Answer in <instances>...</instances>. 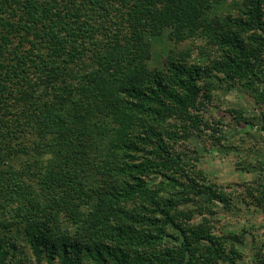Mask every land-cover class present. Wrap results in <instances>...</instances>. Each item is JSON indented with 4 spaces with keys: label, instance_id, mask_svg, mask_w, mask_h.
Masks as SVG:
<instances>
[{
    "label": "trees",
    "instance_id": "1",
    "mask_svg": "<svg viewBox=\"0 0 264 264\" xmlns=\"http://www.w3.org/2000/svg\"><path fill=\"white\" fill-rule=\"evenodd\" d=\"M222 1L0 0V264H264L219 218L264 215V142L250 182L201 167L264 129V0ZM232 87L263 109L206 115Z\"/></svg>",
    "mask_w": 264,
    "mask_h": 264
},
{
    "label": "rangeland",
    "instance_id": "2",
    "mask_svg": "<svg viewBox=\"0 0 264 264\" xmlns=\"http://www.w3.org/2000/svg\"><path fill=\"white\" fill-rule=\"evenodd\" d=\"M237 1L238 0H223L222 3H217L214 7L217 12L225 10L234 11V9L237 7V5L234 4ZM161 45L162 44L157 42L154 43L152 48L153 56L152 60L150 61V66L157 63L156 58L158 59V54H161L162 51L165 52V50H163V48L165 49V45L163 48L161 47ZM186 45L190 46L191 43L189 41L183 42L178 45V48H184ZM167 46L170 47L172 45L171 43H168ZM214 94V100H212L211 102H207L206 104V115H208L210 118H220L224 121L229 120L232 114L226 113L228 109L235 110L236 108H240L246 111L247 116H251L254 113L260 112V109H263V107L260 108L259 105H256L254 99L250 95L244 93V91L236 89L235 87L228 88L226 91L222 90L221 92L219 91ZM244 125L247 126V123L244 122ZM247 129L253 135L228 129V131L230 130L228 137L237 146H239L240 149L246 146L249 147L251 145L255 149L256 147L263 144L264 129L255 130L254 127L251 129L247 127ZM242 139L244 140V142L242 141ZM209 144L207 146H209ZM215 149V147L212 149L213 152H205L201 162V167L210 180L224 186L229 184L235 186L236 182L247 183L252 180L253 175L241 169V165L239 164L240 159L235 155L238 152V154L241 153V155L244 156L246 151L241 149L233 152L230 151L226 154H224V152L222 151H219L216 152V155H213L212 153H215ZM250 211L253 212L251 209ZM219 216L220 223L227 225L226 228L228 229L238 227V224L242 225V223H247L249 220L245 221L244 219L246 218L250 219V221L253 220L255 222L254 227L257 229L258 233H260L264 237V215L262 213H252L250 214V217L249 214H246L244 216L247 217L243 218L239 215L221 212ZM216 224L218 225V222ZM247 256L248 257L245 258L242 264H253L251 263V251L247 253Z\"/></svg>",
    "mask_w": 264,
    "mask_h": 264
}]
</instances>
